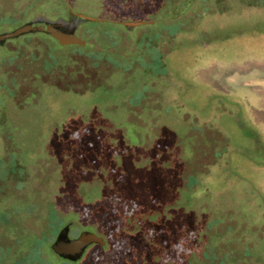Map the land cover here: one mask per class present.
<instances>
[{"label":"rangeland","instance_id":"rangeland-1","mask_svg":"<svg viewBox=\"0 0 264 264\" xmlns=\"http://www.w3.org/2000/svg\"><path fill=\"white\" fill-rule=\"evenodd\" d=\"M73 14L92 18L74 30L85 46L39 32L0 45V264L103 261L97 245L76 261L52 251L65 225L71 238L96 227L58 209L54 230L52 205L77 186H110L119 170L140 185L175 145L203 164L191 187L178 181L185 209L167 217L201 229L207 264H264V0H0V33ZM128 230L151 260L157 240Z\"/></svg>","mask_w":264,"mask_h":264},{"label":"trees","instance_id":"trees-1","mask_svg":"<svg viewBox=\"0 0 264 264\" xmlns=\"http://www.w3.org/2000/svg\"><path fill=\"white\" fill-rule=\"evenodd\" d=\"M94 127L89 126L88 130H94ZM175 146L167 147L165 159L157 165L156 176L145 178V182L140 185L135 181L129 182L126 179L127 171L119 170L110 186L100 185L91 191L82 192L77 186V189L63 191L47 217L51 228L55 230L58 226V209L75 211L81 220L93 218L96 227L89 226L86 229L102 232L105 240L104 246L93 244L101 247L103 261L97 264H112L111 256H107L110 251L114 252L116 260L121 256L127 259V264H194L197 259H200L198 264H207L209 248L201 241V229L183 222L179 217L173 216L174 222L172 217H167L176 205L179 210L185 209L177 203L179 198L174 197L177 191L181 194L184 192L178 181H186L187 189L191 187L189 179L195 175L197 167L203 164L194 148L190 158H185ZM105 152L116 158L119 156V152L113 148H107ZM159 157L161 154L155 153L149 159L153 161ZM142 209H145V214L140 212ZM3 220L6 225L9 219L6 216ZM134 224L142 226L145 238L157 240L159 251L149 261L139 259L138 251L130 241L128 226ZM195 232H199V236H194ZM4 235L16 241L21 233L11 228L6 229ZM39 241H33L35 248Z\"/></svg>","mask_w":264,"mask_h":264},{"label":"water","instance_id":"water-1","mask_svg":"<svg viewBox=\"0 0 264 264\" xmlns=\"http://www.w3.org/2000/svg\"><path fill=\"white\" fill-rule=\"evenodd\" d=\"M91 17L82 14H73L68 19L59 18L51 21L44 17H37L30 21L24 22L16 28L0 33V45L6 40L17 38L29 33H44L57 39L62 45H80L85 46L86 41L81 39L75 32L76 26ZM137 22H124L125 26H133ZM69 226L62 227L50 248L59 257L70 261L78 260L84 253L85 249L91 244L105 245L102 236L95 232L83 230L76 237H69Z\"/></svg>","mask_w":264,"mask_h":264},{"label":"flooded vegetation","instance_id":"flooded-vegetation-1","mask_svg":"<svg viewBox=\"0 0 264 264\" xmlns=\"http://www.w3.org/2000/svg\"><path fill=\"white\" fill-rule=\"evenodd\" d=\"M84 230H88V229H84ZM82 231H83V230H82ZM88 231H92V230H88ZM92 232H94V231H92ZM98 235H99V234H98ZM100 236H101V235H100ZM91 245H93V244H91ZM89 246H90V245H89ZM89 246H88V247H89ZM88 247H87V248H88ZM85 250H86V249H85ZM84 252H85V251H84ZM83 254H84V253H83ZM80 258H81V257H80Z\"/></svg>","mask_w":264,"mask_h":264}]
</instances>
